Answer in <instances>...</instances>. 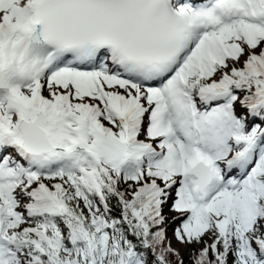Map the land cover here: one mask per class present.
I'll list each match as a JSON object with an SVG mask.
<instances>
[{
  "label": "snow or ice",
  "instance_id": "obj_1",
  "mask_svg": "<svg viewBox=\"0 0 264 264\" xmlns=\"http://www.w3.org/2000/svg\"><path fill=\"white\" fill-rule=\"evenodd\" d=\"M173 240L264 264V0H0V264Z\"/></svg>",
  "mask_w": 264,
  "mask_h": 264
},
{
  "label": "rangeland",
  "instance_id": "obj_2",
  "mask_svg": "<svg viewBox=\"0 0 264 264\" xmlns=\"http://www.w3.org/2000/svg\"><path fill=\"white\" fill-rule=\"evenodd\" d=\"M169 216L173 215V213H168ZM169 237H171V229H169ZM173 245L174 247H177L180 249L181 251V255L183 257H190V254H191V248L188 246V245H184V246H181L179 244H177L174 240H173Z\"/></svg>",
  "mask_w": 264,
  "mask_h": 264
},
{
  "label": "trees",
  "instance_id": "obj_3",
  "mask_svg": "<svg viewBox=\"0 0 264 264\" xmlns=\"http://www.w3.org/2000/svg\"><path fill=\"white\" fill-rule=\"evenodd\" d=\"M185 260V264H191V258L190 257H183Z\"/></svg>",
  "mask_w": 264,
  "mask_h": 264
}]
</instances>
